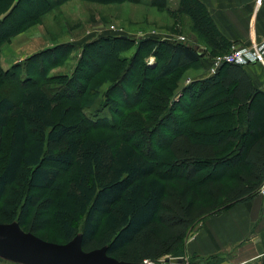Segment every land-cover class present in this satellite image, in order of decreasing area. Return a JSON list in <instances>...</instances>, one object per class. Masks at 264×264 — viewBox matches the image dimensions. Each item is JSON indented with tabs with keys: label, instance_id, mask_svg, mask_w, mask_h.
Wrapping results in <instances>:
<instances>
[{
	"label": "trees",
	"instance_id": "16d2710c",
	"mask_svg": "<svg viewBox=\"0 0 264 264\" xmlns=\"http://www.w3.org/2000/svg\"><path fill=\"white\" fill-rule=\"evenodd\" d=\"M86 1L120 4L132 0ZM27 2L0 0V15H4L0 27ZM50 7L45 2L23 23ZM174 15L187 16L198 39L212 51L220 50L213 57L227 53L223 50L226 42L199 2L181 0ZM22 25L6 28L0 43L18 33ZM73 48L60 45L30 57L23 67L17 64L9 71L0 70V224L16 222L36 235L53 222L62 244L79 234L84 251L105 248L108 256L119 261L180 257L183 241L197 221L248 199L264 182V132L247 140L255 119L250 106L254 101L264 104V95L254 89L243 66L221 65L215 74L182 90L172 104L178 109L184 103L177 110V119H181L184 109L182 124L174 129L163 151L149 160L131 143L114 146L105 133L87 135L83 110L92 111L97 101L93 113L115 111L113 96L122 94L130 104L122 128L135 123L137 129H144L145 119L135 110L142 106L140 100L145 98L144 107L150 106L151 111L153 96L165 89L156 82L168 77L176 82L179 76L174 75L199 68L201 55L183 42L104 36L82 45L72 75L48 78L49 70ZM150 56L155 59L152 66L146 62ZM43 57L50 63L40 69ZM213 57L203 59L208 68ZM18 72L24 74L22 81ZM106 84L99 98V89ZM7 86L18 90L12 92ZM217 88L225 92L222 123L205 114ZM236 104L240 108L234 113ZM69 111L75 116L72 123L65 122ZM209 118L212 127H222L217 132L222 140L203 138L210 129L204 122ZM156 126L151 133L160 129V122ZM71 165L77 168L74 179L60 182L57 167ZM216 166L223 169L218 176L201 178L205 168ZM172 169L179 170L174 177L167 173ZM81 220L78 231L76 224Z\"/></svg>",
	"mask_w": 264,
	"mask_h": 264
},
{
	"label": "rangeland",
	"instance_id": "374dc122",
	"mask_svg": "<svg viewBox=\"0 0 264 264\" xmlns=\"http://www.w3.org/2000/svg\"><path fill=\"white\" fill-rule=\"evenodd\" d=\"M56 1L57 0H28L27 3L21 5L19 11L15 13L10 22L7 25L5 24L4 27H0L1 34L8 27L11 28L18 23L23 24L20 27L21 30L14 35L17 36L16 38H13L14 36H12L0 43L2 57L8 60V52H10L21 56L28 55L26 57L27 60L30 57L39 55L47 50H53L57 46L77 43L74 41H77L78 39L80 41L81 38H96L99 33L108 32L109 29L125 34L130 39L135 41H138L146 36H150L162 41L179 42L177 41V38L183 37L184 41L180 42L187 43L185 37L187 39V35H189L190 31L191 34H195L197 36L196 32L191 27V24H188L186 18L172 14L168 5V0H163L162 6L141 5L142 3L149 4L151 0H132L118 5L99 3L91 5L86 0H74V3L76 4L75 10H72L71 7V9L69 8L66 11L58 7L62 4V2L56 3ZM45 2L51 6L49 10L31 21L23 23V20L26 17L33 14V12L38 10ZM69 3L70 6H73L72 0H69ZM61 12L65 13L62 14ZM3 16L4 15L1 14L0 19H2ZM60 25H66L69 28V31L63 32L60 28H58ZM97 27H100V29L104 28L105 30L98 32ZM87 32L89 34H87ZM87 35L89 36L85 37ZM10 39L12 40L10 41ZM62 39L68 42L63 43ZM49 42L52 44H48ZM54 42L58 44H55ZM9 43H12L14 48L13 51L8 49ZM46 45L48 46L46 47ZM132 48L131 52L134 51L135 45ZM48 58H53V55H49ZM65 58L59 62L57 66H63L65 64ZM204 59L207 60V57H204ZM26 60L17 61L16 64L23 67ZM39 62H41L40 69L44 68L45 64L50 63V61L44 57ZM146 62L149 63L147 60ZM205 63H208V61ZM49 74L50 73L48 72V78H50ZM174 76H179V79L176 80V82L175 79H170L169 77L156 82V86H165V89L160 91L157 89L159 92L153 96L150 102V105H152L151 111L149 109L150 106L145 109L144 106L147 105V102L145 103V98L142 99L143 95L141 97L142 100H140L139 103V105L142 106L135 107V110L139 111L140 115L145 119L144 129L142 126L137 129V124L135 123L133 125H127L124 129L122 128V120L127 114L125 109L129 107L130 104L127 103L126 98H124L121 94L117 98L114 97L115 95L113 96L115 111H113L114 109L112 111L107 110L100 113V115L93 113L98 108L97 101L95 102L92 111L83 110L84 124L88 126L87 135L94 136L99 135L100 133H105L112 140V144H114V146L122 141L131 143L140 154L149 160H153L160 154L161 151H163L167 141L171 138L174 129L178 128V126L182 124V113L184 109L180 116L181 119H177L179 115L177 110H179L184 103L182 102L183 105H181L178 109L172 106V104L180 98V94L178 96L177 94L183 89V86H190L194 82H198L207 77L206 73L201 70L200 66L199 68H190L187 71L185 70L182 75L178 73ZM22 78H24V76L20 79ZM133 81L134 80H132V82ZM106 86L107 84L100 87L99 98L104 95ZM6 88H10L12 92L18 90L11 86H7ZM135 89L136 87H134L133 90ZM224 96V91H221L219 88L215 89L214 96L210 97L207 103L210 105V108L207 109L205 113L207 116H213V119L219 123L223 122V113L220 108L222 107L221 102ZM118 98L122 99H119L118 101ZM135 99L137 100L138 98ZM117 102L119 105H117ZM163 106L166 107L163 108ZM250 108L255 112V119L250 126L252 129L251 131L253 132L251 136L247 138L248 142L251 141L253 137H256L258 133L264 132V104L262 102L254 101ZM143 109H145V112L142 111ZM67 113V119H65V122L72 123L75 116H73L72 111ZM131 119L135 120L134 118ZM131 119L128 122H133ZM159 122L161 124V127H159L160 129L151 133L152 128L157 127L156 124ZM204 122L209 125L210 129L204 133L203 138H205L208 142L222 140V136L217 133L218 130H222V127H212L210 125L212 123L211 118ZM135 129L137 130L135 131ZM196 135L198 134H194L193 136ZM62 167L63 166L57 167V171L59 172V181L67 183L68 181L73 180L76 174V165H71L69 168ZM221 170L223 169L217 166L205 168L201 178L205 176H218L219 173H221ZM178 171V169H172L167 173L169 176L174 177ZM82 223L83 221L81 220L78 224H76L78 231L81 229ZM36 236L48 242L62 244V242L57 239V226L53 222L48 225L44 231L37 233ZM76 236L80 235L78 234ZM149 263L173 264V260L172 257L165 256L156 262L149 261ZM0 264L18 263L8 261L7 259L0 257Z\"/></svg>",
	"mask_w": 264,
	"mask_h": 264
},
{
	"label": "crops",
	"instance_id": "0c3cea01",
	"mask_svg": "<svg viewBox=\"0 0 264 264\" xmlns=\"http://www.w3.org/2000/svg\"><path fill=\"white\" fill-rule=\"evenodd\" d=\"M180 1L168 0V5L173 15L180 8ZM195 1L199 2L206 9L215 29L221 36V41L226 42V48L223 49L225 52H229L234 48L250 47L264 41V4L259 7L256 5V0ZM88 3L91 5L95 4L92 2ZM162 4L163 0H151L149 4L142 3L141 5L162 6ZM72 5L70 6L69 0H65L58 7L65 11L69 8L71 9V7L72 10H75L76 4L74 0H72ZM61 13L64 14L65 12ZM184 18L187 19L188 24H191L187 16H184ZM58 28L63 32L69 31L66 25H60ZM97 29L98 32L105 30L104 28L100 29V27H97ZM87 34L89 33L87 32ZM122 35L125 34L109 29L108 32L99 33L96 38H81L80 41L79 39L74 41L77 43L71 44L75 47L65 58V64L51 68L49 70V77H68L72 75L80 58L81 47L84 43L93 42V40H98L104 36ZM16 37L14 36L13 38ZM185 40H187L185 44L195 49L201 55L199 65L208 77L210 67H207V63L203 59L207 57L208 60V58L213 57V54L220 52V50L217 49L216 52L212 51L195 34H191V31L187 35V39L185 37ZM62 41L63 43L68 42L64 39ZM48 44L51 45L52 43L49 42ZM8 49L10 51L14 50L12 43H9ZM27 56L8 52L9 59L7 60L2 57V52L0 51V70L3 72L9 71L14 65H17V61H24ZM149 60L151 64H147L154 65V57L150 56L147 61ZM242 68L251 80L254 89L264 95V59L262 63H250ZM17 75L20 76L18 77L19 79L24 76L20 72ZM23 79L20 80L22 81ZM11 87L18 89L16 86ZM185 87L187 86H183V89ZM182 90L177 96L179 94L181 96ZM239 108L240 106L237 104L232 106L234 113ZM177 258L182 260V264H264V199L255 192L248 199L232 203L220 212L197 221L183 241L182 255Z\"/></svg>",
	"mask_w": 264,
	"mask_h": 264
},
{
	"label": "water",
	"instance_id": "95a60500",
	"mask_svg": "<svg viewBox=\"0 0 264 264\" xmlns=\"http://www.w3.org/2000/svg\"><path fill=\"white\" fill-rule=\"evenodd\" d=\"M0 257L18 264H146L119 261L108 256L105 248L84 251L81 236L64 244L48 242L17 223L0 224ZM172 260L182 263L180 258Z\"/></svg>",
	"mask_w": 264,
	"mask_h": 264
},
{
	"label": "built area",
	"instance_id": "2783aa9c",
	"mask_svg": "<svg viewBox=\"0 0 264 264\" xmlns=\"http://www.w3.org/2000/svg\"><path fill=\"white\" fill-rule=\"evenodd\" d=\"M264 0H256L257 6H262ZM177 41H184L183 37L177 38ZM264 59V41L259 44H254L250 47L234 48L231 51L219 54L213 57L208 76L215 74L216 70L223 64H233L244 66L250 63L259 62L262 63ZM264 199V182L259 187L257 192ZM146 264H150L148 260L144 261Z\"/></svg>",
	"mask_w": 264,
	"mask_h": 264
}]
</instances>
